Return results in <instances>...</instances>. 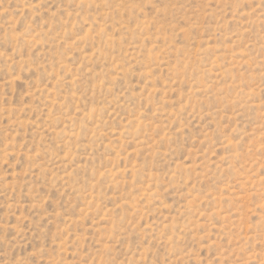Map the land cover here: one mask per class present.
Instances as JSON below:
<instances>
[{
  "label": "rangeland",
  "instance_id": "1",
  "mask_svg": "<svg viewBox=\"0 0 264 264\" xmlns=\"http://www.w3.org/2000/svg\"><path fill=\"white\" fill-rule=\"evenodd\" d=\"M0 264H264V0H0Z\"/></svg>",
  "mask_w": 264,
  "mask_h": 264
}]
</instances>
